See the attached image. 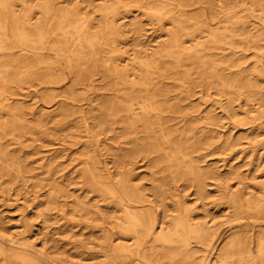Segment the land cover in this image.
Segmentation results:
<instances>
[{"label":"rangeland","instance_id":"1","mask_svg":"<svg viewBox=\"0 0 264 264\" xmlns=\"http://www.w3.org/2000/svg\"><path fill=\"white\" fill-rule=\"evenodd\" d=\"M205 1L217 8L220 2L232 0ZM41 2L10 0L9 4L16 16L27 17L34 26ZM55 2L62 15L77 9L93 30L101 28L98 8L103 0ZM242 8L244 28L224 29L218 19L211 21V29L206 28L198 39L201 49L195 40L183 37L187 47L183 54L192 55L200 49L202 61L193 58L172 66L169 56L170 68L153 76L152 86L160 88L163 95L158 97L160 111L156 110L152 119L161 118L170 144L161 141L160 150L138 157L133 171L134 183L156 202L163 226L172 227L180 215L185 216L193 225L210 227V245L203 249L189 234V261L172 247L166 249L154 241L146 244L158 246L153 256L146 250L143 257L116 259L113 264H213L221 254L229 259L227 264H248L242 258L248 250L257 255L259 241L264 239V215L248 209L245 201L264 196V22L256 17L258 11ZM173 16L146 13L132 0H121L114 17L119 26L116 44L120 54L113 56L100 48L91 58L78 59L94 61L96 70L90 80L74 86L72 95L67 91L74 71L68 67L63 66L67 78L59 85H42L36 75L25 79L22 73L10 74L13 81L8 102L21 108L22 123L14 124L8 110L0 111L1 124L12 121L8 126H17L0 133V144L7 151V157H0V264L109 261L105 256L109 252L100 245L102 234L94 225L113 210L107 207V199L88 191L82 183L78 159L87 140L85 132L80 128L79 142L72 145L65 127L85 123L124 126L119 113H102L103 101L116 99L118 92L109 89L111 79L104 77L101 64L114 58L132 72L139 60L134 57L163 54L173 32ZM8 52L34 62L32 53L38 50L15 47ZM44 87L54 88L56 97L46 98ZM111 135L99 136L97 154L100 167L106 165L115 172L112 153L118 145L114 139H106ZM81 202L90 209L87 216L80 211ZM229 243L234 244L228 247Z\"/></svg>","mask_w":264,"mask_h":264},{"label":"bare ground","instance_id":"2","mask_svg":"<svg viewBox=\"0 0 264 264\" xmlns=\"http://www.w3.org/2000/svg\"><path fill=\"white\" fill-rule=\"evenodd\" d=\"M9 1L0 0V111L8 110L12 115L13 123L18 122L21 125V108L14 107L8 102L11 94L10 84L13 81L10 74L22 73L25 79L36 75L42 85H59L67 78L62 68L68 67L74 71L72 84L67 91V95H72L74 86L90 80L96 70L94 61L83 62L78 59L91 58L100 48L113 56L120 54L121 50L116 44L119 26L116 25L114 17L121 0H103L98 8L102 16L101 28L98 30H93L89 21L79 16L77 9L68 15H62V9L55 0H42L38 6L39 20L33 26L27 17L19 18L10 10ZM132 1L146 13L158 16L174 14L170 17L173 28L170 42L166 44V49L161 55L155 53L150 56L134 57L133 60L138 58L139 60L137 68H133L132 72L127 65L115 62L114 58L101 64L104 67V77L111 79L109 89L118 92L119 97L103 101L105 106L102 113L107 116L119 113V119L124 126H89L88 123H85L86 126H66V137L72 145H76L81 137L80 128L85 132L87 140L80 148L81 157L78 159V164L81 165L79 174L82 183L89 189L88 191L96 192L97 196L107 199V207L113 210L112 215L94 225L103 237L101 247L109 252L105 255L109 261L99 264H113V260H126L132 256L143 257L142 253L145 254L146 250H149V255L153 256L157 253L158 246L147 247L146 244L154 241H159L161 247L167 246L166 249L172 247L185 255L184 259L189 261V234L201 242L203 249H207L213 236L210 227L193 225L182 215L174 221L172 227L163 226V221L157 217L156 202L134 183L133 171L138 157H148L151 153L160 150L161 141L170 144V134L165 126H161V118L157 116L152 119L153 113L156 110L160 111L162 103L158 97L163 95L160 88L152 86L153 76L157 73L162 74L170 68V62L166 61V57L169 56L173 59L172 66H179L193 58L202 61L203 54L200 49L203 44L198 39L203 32L208 31L206 28L211 29V21L218 19L217 23H222L224 29L244 28L242 6H245L246 9L258 11L256 17L264 22V0L224 1L220 2L217 8L205 0ZM184 36L195 40V45L200 49H196L192 55L183 54V50L187 49L183 45ZM15 47L21 50H38L37 53H32L34 62H29L23 57H12L8 51ZM172 53H176V56H172ZM35 65L37 67H34ZM42 91L50 100L56 97L52 87H44ZM12 121L8 124L12 125ZM136 123L142 126H136ZM8 124L0 123V133H5L8 127L13 129L17 127ZM72 127L75 129L72 130ZM106 132H112V135L106 139H114L118 145L116 152L112 153L115 172L106 165L100 167L98 159L99 136ZM0 157H7V151L1 144ZM57 190L59 191L58 188ZM245 202L248 209L264 215V196L253 200L246 199ZM81 203L80 211L83 216H87L90 214V209L85 205L86 202ZM1 238L3 236H0ZM233 244L229 243L228 247ZM1 250H3L2 246H0ZM242 258H246L248 264H264V239L259 241L256 256L248 250L247 255ZM227 263L229 259L222 258L221 254L213 264Z\"/></svg>","mask_w":264,"mask_h":264}]
</instances>
